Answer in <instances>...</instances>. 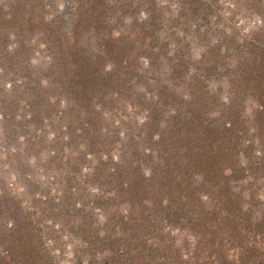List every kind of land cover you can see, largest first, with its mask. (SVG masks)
Here are the masks:
<instances>
[{
	"label": "trees",
	"instance_id": "1",
	"mask_svg": "<svg viewBox=\"0 0 264 264\" xmlns=\"http://www.w3.org/2000/svg\"><path fill=\"white\" fill-rule=\"evenodd\" d=\"M146 3L135 36L118 35L132 6ZM209 3L178 0L181 19L168 28L158 0H73L68 22L42 14L51 83L25 90L24 124L42 139L37 126L64 99L60 132L84 151L50 152L42 166L51 179L24 176L22 190L0 188V264H264V0H245L261 20L247 37L205 45L187 95L137 85L171 42L169 71L182 77L189 42L208 39L188 27L207 17ZM211 76L228 79L225 99L207 89ZM53 93L59 102L50 107ZM44 102L48 109L38 107Z\"/></svg>",
	"mask_w": 264,
	"mask_h": 264
},
{
	"label": "flooded vegetation",
	"instance_id": "2",
	"mask_svg": "<svg viewBox=\"0 0 264 264\" xmlns=\"http://www.w3.org/2000/svg\"><path fill=\"white\" fill-rule=\"evenodd\" d=\"M203 1H210L209 6L207 5L205 8V12L208 13L207 17L198 18L192 22L188 30L193 34L208 31V39H192L189 42L185 49V58H189L190 63L187 64L186 69L183 68L182 77L176 79L169 71V64L175 60L176 54V47L171 42L164 50V54L167 55L161 56L159 62L152 68L151 71L154 74L149 75L142 72L145 76L140 78L137 84L141 91L146 92L147 88H154L152 93H156L165 86L166 89L176 91L178 94L187 95L188 88H190L188 87L189 82L194 79L195 75L199 74L200 76L202 74V69L198 68L200 67L198 59L209 41H215L223 35L232 38H245L256 24L261 22L255 14H252L248 5H245V0ZM72 2L73 0H0V128L4 133V139H0V145L7 150V152H0V188L6 183L7 186H14L17 190H22L24 176L29 179H51L52 174H54L51 172L53 170L49 169L51 171L46 172L42 166L50 152L84 151L82 142L75 146L73 142L66 139L67 132H60L61 129H65L69 119V116L65 115L62 110L67 103L64 99L61 100L60 106H55L54 111L57 116L53 114L48 119L44 118L43 123L37 126L36 132L42 135V139L32 140L30 138L32 124L29 126L24 124L31 115V107L27 103L29 96L25 94V90L28 89V86H34L35 90L38 91L40 83V91L46 90L51 83L50 72L54 63L52 54L54 49L51 46V40L44 35L39 20L43 14L46 21L54 20L57 17L56 19L61 22L65 18L68 22L70 18L69 7ZM147 3L140 11L135 4L132 6L133 12L124 16L125 21L118 28V35L127 33L135 36V33L140 29L141 21L148 19L150 8ZM158 3L163 8V24L168 28L175 21L174 19L178 18V0H158ZM33 7L35 12L32 10ZM239 11L243 15L240 21L237 20L238 18L234 19ZM62 13H65V16H62ZM15 14L16 19L13 22L8 21L7 18L10 15L15 16ZM253 17H256V20H250ZM241 21L248 22L250 26H240ZM185 25L176 26L184 39L186 38ZM239 28L242 29L241 35L237 33ZM193 41L204 42L197 57L188 50L191 49L190 45ZM142 63V68L147 69L149 60L143 59ZM37 77L41 79L39 80ZM211 78L217 77L211 76L204 79L209 90H212L208 84ZM222 78L217 79L221 80ZM27 80L29 81L28 84L25 83ZM30 80L33 81L32 84ZM227 83L229 88L228 79ZM213 93L219 95L217 91ZM45 98H47L50 107L59 102L54 93L45 96ZM38 107L49 108L46 102L39 103ZM106 122L110 124L112 122L114 126H117L118 118L114 117L112 113H108ZM124 131V125H122L121 132L124 133ZM123 133H120V137L125 139L126 136ZM142 136H138L139 139ZM120 142L121 140H117L114 144L119 145ZM113 152H117V149L114 148Z\"/></svg>",
	"mask_w": 264,
	"mask_h": 264
},
{
	"label": "rangeland",
	"instance_id": "3",
	"mask_svg": "<svg viewBox=\"0 0 264 264\" xmlns=\"http://www.w3.org/2000/svg\"><path fill=\"white\" fill-rule=\"evenodd\" d=\"M243 17L241 11H239V13L237 14L236 17H234V19L238 18L237 20H241V18ZM221 18V17H220ZM250 20H256V17L251 18ZM249 21V20H248ZM221 23V21H220ZM242 27H248L250 26L248 22H242L241 21V25ZM239 26V27H240ZM211 30L215 31L214 29L211 28ZM239 35L242 34V29L239 28L238 32ZM204 44V42H200V41H193L190 45L191 49H188L191 53H193V55H195V57L198 56V54L200 53L201 47ZM209 87L213 90V91H217L219 92V96L221 98H225L227 96V94L229 93V88H228V83H227V78L223 77L221 80L217 79V78H211L208 82ZM246 106V112L247 113H251L254 109H255V105L254 102L248 100L245 103ZM0 139H4V133L0 128ZM0 140V143H1ZM0 152H7V150H5L1 145H0Z\"/></svg>",
	"mask_w": 264,
	"mask_h": 264
}]
</instances>
